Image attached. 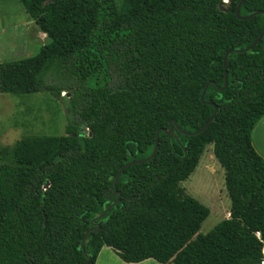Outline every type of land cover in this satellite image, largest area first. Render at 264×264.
Wrapping results in <instances>:
<instances>
[{"label":"trees","instance_id":"trees-1","mask_svg":"<svg viewBox=\"0 0 264 264\" xmlns=\"http://www.w3.org/2000/svg\"><path fill=\"white\" fill-rule=\"evenodd\" d=\"M19 1L49 42L0 62V94H48L71 115L63 135L19 140L0 163V264H95L103 247L130 264H264V159L251 141L264 115V36L228 55L221 89L225 53L261 34L264 14L238 19L239 0L228 12L222 0ZM257 11L264 0H244L240 15ZM208 103L218 110L202 133L165 134L172 121L199 130ZM157 132L154 157L111 191ZM208 144L230 211L199 234L209 210L180 183Z\"/></svg>","mask_w":264,"mask_h":264},{"label":"rangeland","instance_id":"rangeland-1","mask_svg":"<svg viewBox=\"0 0 264 264\" xmlns=\"http://www.w3.org/2000/svg\"><path fill=\"white\" fill-rule=\"evenodd\" d=\"M116 1L121 4V0ZM48 42L19 0H0V62L32 57ZM68 114L71 115L66 103L48 94H0V163L12 159L13 148L19 140L63 135ZM180 187L184 194L209 210L199 234L208 233L229 217L230 200L224 185V170L214 157L212 144L205 146L194 171Z\"/></svg>","mask_w":264,"mask_h":264},{"label":"water","instance_id":"water-1","mask_svg":"<svg viewBox=\"0 0 264 264\" xmlns=\"http://www.w3.org/2000/svg\"><path fill=\"white\" fill-rule=\"evenodd\" d=\"M243 1L244 0H239V2L237 3V5H236V8H235V16L238 18V19H241V20H248V19H251L252 17H254V16H256V15H258V14H264V11H257V12H254V13H252V14H248V15H246V16H241L240 15V8H241V6H242V3H243ZM218 8H219V10L221 11V12H228V11H230V7L229 6H225L224 4H223V2L222 1H220V3H219V5H218ZM264 36V29L262 30V32H261V34L248 46V47H246V48H244V49H239V50H234V49H230L229 51H227L226 53H225V55H224V57H223V66H224V86L221 88L222 90L223 89H225L226 87H227V85H228V76H227V58H228V55L230 54V53H233V52H244V51H247V50H249L250 48H252L254 45H256L261 39H262V37ZM208 84L209 83H207L206 85H205V87H204V89H203V91H202V93H201V96H200V100L202 101V102H204V96H205V93H206V89H207V87H208ZM208 104H210V105H212L213 107H214V111H213V113H212V115L210 116V118H209V120L199 129V130H196V131H194V132H185V131H183V130H181L179 127H178V125H177V123L175 122V121H172V123L169 125V129L168 130H165L164 132H165V134L166 135H170L171 133H173V129L174 128H176L181 134H183V135H187V136H191V135H198V134H200V133H202L208 126H209V124H211L212 122H213V120H214V118H215V115H216V113H217V110H218V108H217V106L216 105H214V104H211V103H208ZM157 134H158V132L156 133V138H155V146H154V149H153V151H152V153L150 154V156L149 157H147V158H145V159H141V160H134V161H131V162H127L126 164H124L121 168H120V170L118 171V173L116 174V176H115V179H114V182H113V185H112V187H111V191H114V188H115V186H116V183H117V181H118V178H119V176L121 175V173L123 172V170L125 169V168H127V167H129V166H131V165H134V164H137V163H143V162H147V161H149V160H151L153 157H154V155L156 154V151H157V145H158V139H157ZM116 194V192H113L111 195H115ZM118 199H119V193H117V198H116V200H115V202L113 203V204H111L109 207H107L95 220H99V219H102L104 216H105V214L107 213V211L111 208V207H113L117 202H118ZM96 229H99V227L98 226H96L95 228L94 227H92V228H90L89 230H87L86 231V233H85V236H84V238L82 239V241H81V249H84V244H85V241H86V239H87V236H88V234L90 233V232H92L93 230H96ZM263 251H264V247H263Z\"/></svg>","mask_w":264,"mask_h":264},{"label":"crops","instance_id":"crops-1","mask_svg":"<svg viewBox=\"0 0 264 264\" xmlns=\"http://www.w3.org/2000/svg\"><path fill=\"white\" fill-rule=\"evenodd\" d=\"M252 144L257 153L264 159V115L259 119L251 133ZM110 253L108 257L104 255ZM95 264H130L122 262L110 248L103 247L97 256ZM137 264H159L153 260H145Z\"/></svg>","mask_w":264,"mask_h":264},{"label":"built area","instance_id":"built-area-1","mask_svg":"<svg viewBox=\"0 0 264 264\" xmlns=\"http://www.w3.org/2000/svg\"><path fill=\"white\" fill-rule=\"evenodd\" d=\"M223 4L224 5L229 4L228 0H223Z\"/></svg>","mask_w":264,"mask_h":264}]
</instances>
